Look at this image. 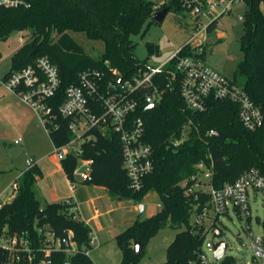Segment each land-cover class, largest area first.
I'll return each instance as SVG.
<instances>
[{"label": "trees", "instance_id": "16d2710c", "mask_svg": "<svg viewBox=\"0 0 264 264\" xmlns=\"http://www.w3.org/2000/svg\"><path fill=\"white\" fill-rule=\"evenodd\" d=\"M247 10L242 17V34L239 49L242 55L233 73V81L242 87L248 98L259 107L263 124L254 131L245 130L238 120L236 104L210 99L201 112L187 108L180 98L178 88L168 75L169 67L152 78L160 98L159 107L147 109L144 98L150 88H142L135 94L139 102L133 115L143 122V142L151 148L152 170L142 178L139 191L131 190L129 179L122 167V151L118 135L111 130L96 128L84 134L82 154L68 153L61 160L62 169L70 181L78 159L91 161L90 179L83 184L105 189L111 198L141 201L148 193H155L160 209L146 219L137 218L115 237L120 251L119 264H137L149 240L165 226L179 230L165 250L163 264H186L196 257L203 242L202 227L193 224V216L199 213L206 196L197 200L194 194H184L179 186L183 180L199 173L196 164L212 162L209 184L220 188L234 182L244 171L257 169L264 174V14L260 4L264 0H243ZM25 6L0 7V41L13 33L28 35L12 55L9 70L2 79L33 65L38 57H46L56 67L60 86L54 107L64 101L65 90L78 85L83 71H97L102 82L116 83L117 78L131 80L152 67L138 60L133 52L132 35H137L147 20L162 8L167 12L175 2L156 4L152 0H24ZM167 14V13H166ZM211 24L208 35L214 31ZM100 44L102 51L93 56L86 52L78 37ZM150 53L157 47L146 44ZM206 44L199 56L204 60ZM34 52V53H33ZM185 47L180 51L183 56ZM68 119L58 117V131L46 132L52 145H63L72 139L68 131ZM185 139L177 146L172 141ZM214 131L215 135H206ZM42 172L35 165L22 173L16 194L0 208V230L8 233H24L31 241L33 260L22 255L16 261L0 247V264H36L43 257L40 249L46 246V233L55 238H71L78 248L89 246L91 229L69 213L70 205L61 202L41 204L36 198L35 186ZM199 205V206H197ZM195 206L197 208L195 209ZM40 216V217H39ZM39 217V218H38ZM41 230V232H39ZM139 242L140 251L133 253V243ZM51 264H95L90 255L77 251L67 257L64 252L52 251ZM220 264H233L227 257Z\"/></svg>", "mask_w": 264, "mask_h": 264}, {"label": "built area", "instance_id": "2783aa9c", "mask_svg": "<svg viewBox=\"0 0 264 264\" xmlns=\"http://www.w3.org/2000/svg\"><path fill=\"white\" fill-rule=\"evenodd\" d=\"M239 1L165 0L166 4L175 2L178 9L189 20L191 35L183 46L186 51L183 56L180 55L183 48L181 47L164 64L152 67L148 72L138 74L131 80L120 79L116 83L104 84L99 72L83 71L79 74L78 85L66 88L64 101L56 108L53 102L56 100L60 80L56 67L46 57H38L33 65L2 79L1 84L6 91L17 96L24 105L33 110L47 133L59 130L60 125L56 124L58 117L64 120L68 119L67 129L72 134V139L63 145H53L52 155L59 161L63 160L68 153L80 156L84 134L91 129L96 128L103 132L111 130L117 134L122 151V167L129 179V186L131 190L139 191L142 186V178L152 170V162L151 148L142 139L143 122L140 118L133 117L139 103L135 94L142 88H150L151 92L144 98V103L147 106L159 103L160 95L152 83V78L162 69L169 67L168 75L178 88L180 98L188 109L201 112L205 110L210 99L229 101L237 105L238 120L245 130L254 131L262 126L263 115L259 107L253 104L242 87L233 80L222 77L199 57L207 42L211 24L229 14L232 5ZM20 6H25L24 0H0V7ZM153 8H158V4H155ZM239 20L242 21V17H239ZM184 133L180 139L172 141L173 147L182 143L185 139ZM206 135H215V132L208 131ZM20 141L18 139L15 143H20ZM26 163L27 168L34 166L31 159ZM78 163H80V167H78ZM78 163L73 171V176L76 175L74 177L78 182L85 183L90 179L91 161L78 159ZM212 167L211 161L208 165L202 161L197 163L196 168L200 170L199 173L188 180L181 181L179 186L184 189L186 195L197 192L194 194L195 200L200 195L207 197L199 213L194 214L193 224L203 228L204 237L208 232L213 237H221L223 233L220 228V218L229 217V213L233 212L236 216H242L245 222L249 223L251 219L250 202L257 195L261 196L264 214V174L252 168L244 171L234 182L214 188L209 184ZM205 179L207 180L205 181ZM75 185V181L71 183L72 188ZM11 188L16 190L17 185L13 184ZM63 202L70 205L69 213L72 217L80 219L73 200L68 198ZM2 205L0 202V208ZM249 229L250 227L247 225L246 230L251 237ZM45 235L46 246L40 249L43 257L36 264H51L49 256L52 251L64 252L67 257L74 255L77 251L89 255L90 250L98 246L97 237L92 231L89 233L90 249L78 248L71 238V233L62 239L55 238L50 232ZM249 246L254 251L253 262L264 264V217L260 223V235L252 238ZM0 247L9 253L11 259L16 261L22 255L29 263L33 260L31 241L24 233L10 234L7 228H2L0 230ZM209 248L212 250L210 246ZM227 248L226 244V250ZM226 250L220 259L214 258V262H209L200 247L196 257L186 264H220L227 258ZM64 264L69 263L65 261Z\"/></svg>", "mask_w": 264, "mask_h": 264}, {"label": "rangeland", "instance_id": "374dc122", "mask_svg": "<svg viewBox=\"0 0 264 264\" xmlns=\"http://www.w3.org/2000/svg\"><path fill=\"white\" fill-rule=\"evenodd\" d=\"M156 4H163L165 0H152ZM247 10V4L240 0L231 7V12L222 16L215 23L214 31L208 35L206 49L204 54V63L215 69L222 77L233 80V73L236 65L242 58L239 49V37L242 34V22L239 17H243ZM260 10L264 14V5L260 4ZM191 35L189 20L181 10L172 8L167 12L160 23L153 22L152 19L147 20L141 31L137 35L131 36L134 45V56L140 61H146L149 67H156L164 64L169 58L181 47H183ZM28 35L21 33H13L6 40L0 41V77L6 73L11 64V57L14 55L24 43ZM78 40L83 44L86 52L93 56L102 51L100 44L88 42L84 37L79 36ZM146 44H152L157 47L156 51L150 53ZM0 88L4 94H10L0 82ZM12 94V93H11ZM6 99L0 98V200L6 201L11 195L16 194V190L10 188L6 194H3L6 187L15 182V175L27 166V157L23 154L24 148L13 145V135L19 129H25L29 136L28 147L30 150H36L41 141V134L36 124L40 126L44 132L47 143L49 144V152L52 155L53 145L51 144L46 131L39 118L29 107L26 108L31 112L34 121L30 116L15 109ZM24 106V105H23ZM41 131V132H42ZM15 132V133H14ZM185 131V135H186ZM27 159V160H26ZM80 167V163H78ZM77 173V171H76ZM76 177V175H74ZM207 179H205L206 181ZM19 180H16L18 184ZM119 198V201L122 198ZM37 199H39L37 197ZM41 200V198H40ZM42 201V200H41ZM119 206V210L105 217L108 223L109 232H122L127 223L124 222L123 216L137 217L146 219L155 214L160 207L158 195L153 193L146 194L142 200H124L122 203H115ZM143 205L142 213H139V206ZM251 219L249 223L245 222L242 216H236L233 212L229 213V217H221L220 228L223 235L221 237H213L208 232L201 244V251L209 262H214L213 252L209 248V244L223 240L228 248L226 256L231 257L233 264H255L253 262L254 251L250 248L252 238L260 235V223L264 214L262 209L261 196L257 195L250 202ZM88 212V213H87ZM90 210L86 208V215L89 216ZM122 219V221H121ZM104 225L106 224V222ZM249 226L251 237L248 235L246 226ZM116 229L115 231H113ZM179 230L165 226L152 237L146 245L142 256L137 264H163L165 260V250L173 240L175 234ZM98 246L93 247L89 255L95 264H119L120 251L115 243L111 233L103 232L97 235Z\"/></svg>", "mask_w": 264, "mask_h": 264}, {"label": "crops", "instance_id": "0c3cea01", "mask_svg": "<svg viewBox=\"0 0 264 264\" xmlns=\"http://www.w3.org/2000/svg\"><path fill=\"white\" fill-rule=\"evenodd\" d=\"M2 77H0V82L2 80ZM0 98L6 99L7 102H9L15 109L25 113V115L28 114L31 120L34 121L31 112H29V110L17 96L11 93L4 94L0 88ZM35 126L38 128L40 133H42V142L36 150L29 149V136L25 129H19L16 131V133L14 132L15 134L13 135V138L15 139L13 145H15V147H23V154L26 155L28 160L31 159L34 162V165L38 167L42 172V178L38 180L35 186L36 198H39L37 200H39L41 204H44L61 202L65 199L71 198L75 203V208L78 211L80 220H82L91 229L96 237L97 235L100 236V234L103 232H108V234L111 233V236H113L114 238L118 233H113L112 235V232H109L108 223L110 224V220H105V217H109L111 214L119 210V206H117L115 203L119 204V202L122 203L124 200L122 199L119 201V198L113 199L108 195L105 189L80 183L76 180L75 177L73 181H70L62 169L61 162L49 152V144L46 141L44 132L41 130L40 126H38L37 124ZM18 139L21 140L20 143H15V141ZM27 169L28 168L26 166L24 170L17 172L14 177L15 182H13L9 188L6 187L3 194H6L11 186L13 184H16V180H19V184L22 173ZM74 181L76 182V185L74 186V188H72L71 183H73ZM13 197L14 196L11 195L8 200H0V202L2 204L9 203ZM40 198L42 201L40 200ZM86 208L90 210L89 213L91 214L89 216L86 215ZM122 219H124V222L127 223V227L131 225L137 219V217L124 215ZM105 221L107 222L104 225ZM115 230L116 229H114L113 231Z\"/></svg>", "mask_w": 264, "mask_h": 264}, {"label": "water", "instance_id": "95a60500", "mask_svg": "<svg viewBox=\"0 0 264 264\" xmlns=\"http://www.w3.org/2000/svg\"><path fill=\"white\" fill-rule=\"evenodd\" d=\"M166 13H167V8H162L160 11L154 13L152 16L153 22L160 23L163 20V18L165 17ZM119 81H120V78H117V82H119ZM158 107H159V103H153V104L148 105L147 109H153V108H158ZM142 210H143V205H140L139 206V213L140 214L142 213ZM209 246L213 250V256L215 259H220V257L223 255V253L226 250V244L224 242H215V243L209 244ZM139 251H140L139 242L135 241L133 243V253L137 254Z\"/></svg>", "mask_w": 264, "mask_h": 264}]
</instances>
